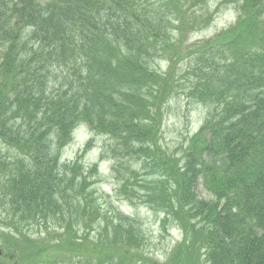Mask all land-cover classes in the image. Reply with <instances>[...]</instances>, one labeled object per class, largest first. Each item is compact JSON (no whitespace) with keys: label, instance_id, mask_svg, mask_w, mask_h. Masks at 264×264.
<instances>
[{"label":"trees","instance_id":"trees-1","mask_svg":"<svg viewBox=\"0 0 264 264\" xmlns=\"http://www.w3.org/2000/svg\"><path fill=\"white\" fill-rule=\"evenodd\" d=\"M210 1L0 0V264L142 259L131 220L90 239L98 165L60 159L79 125L107 139L116 196L180 231L165 264H264V0ZM177 102L209 109L179 157L158 145Z\"/></svg>","mask_w":264,"mask_h":264},{"label":"rangeland","instance_id":"rangeland-1","mask_svg":"<svg viewBox=\"0 0 264 264\" xmlns=\"http://www.w3.org/2000/svg\"><path fill=\"white\" fill-rule=\"evenodd\" d=\"M233 18L234 16L232 18L222 16L213 22L206 30L193 34L191 39L204 40L211 38L218 32L231 26L234 21ZM161 65L164 64L161 63ZM162 68L164 71L165 66ZM185 109L186 105L183 103L177 102L172 104L162 120L159 134V147L168 150L169 153H175L177 157L181 154L182 145L183 147L186 146V140L201 128L207 117V111L205 109L198 107L191 108L189 111ZM86 142L87 137L82 135L81 132H76L72 144L67 146L60 155L61 164L72 163ZM102 144L103 140L98 138L97 149L91 151L83 159L85 167H89L93 162L97 161L99 154L98 149H100ZM1 153L3 152H1L0 148V154ZM134 163L135 164L132 163V168L138 171L139 166L136 162ZM88 181L91 183H96V181H98L85 192L88 194L92 193L91 195L96 199L107 220L106 225L104 221H99L97 224L95 223L93 225V232L91 233L90 239L100 241L106 240L105 232L103 231L104 226L111 228L113 224L117 223L118 220L116 221V219L118 215L121 220H131L139 229L142 240H144L145 243V247H143L142 252L139 253L156 264H165L168 251L173 249L182 239L176 227L169 222L166 224L165 230H163V225L161 224L163 220L162 215L150 210L148 205L145 204L146 199H143V197L140 198L139 203L134 201L135 204L133 205L128 202L127 205L125 202L120 201L118 196L116 198V178L106 167L101 166L99 177H91ZM197 192L200 194L199 196L201 198L208 199V196L202 188H198ZM137 193L142 194L141 196L144 195L142 191ZM108 235H110V233H108Z\"/></svg>","mask_w":264,"mask_h":264}]
</instances>
